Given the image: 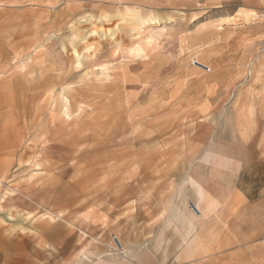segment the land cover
Wrapping results in <instances>:
<instances>
[{
  "label": "rangeland",
  "instance_id": "374dc122",
  "mask_svg": "<svg viewBox=\"0 0 264 264\" xmlns=\"http://www.w3.org/2000/svg\"><path fill=\"white\" fill-rule=\"evenodd\" d=\"M0 65L25 128L0 145V264H116L183 170L264 195V0H0ZM263 232L223 264H264Z\"/></svg>",
  "mask_w": 264,
  "mask_h": 264
},
{
  "label": "crops",
  "instance_id": "0c3cea01",
  "mask_svg": "<svg viewBox=\"0 0 264 264\" xmlns=\"http://www.w3.org/2000/svg\"><path fill=\"white\" fill-rule=\"evenodd\" d=\"M175 176L151 193L150 204L123 220L119 237L113 233L121 244L113 263L223 264L231 255L242 257L243 240L257 246L259 227L264 231L258 218L264 195L257 188L253 194L239 188L232 169L193 168ZM232 202L241 204L236 213Z\"/></svg>",
  "mask_w": 264,
  "mask_h": 264
},
{
  "label": "bare ground",
  "instance_id": "6f19581e",
  "mask_svg": "<svg viewBox=\"0 0 264 264\" xmlns=\"http://www.w3.org/2000/svg\"><path fill=\"white\" fill-rule=\"evenodd\" d=\"M153 30H155V29H153ZM136 31L137 30H135L134 33H132V36L140 37L139 32H136ZM129 32H133V29L129 30ZM148 39L150 40L151 38L148 36ZM136 46H138L139 50H141V46L139 44H137ZM151 46H152V44H151ZM8 66H10V65H8ZM9 73L10 74H8V76H6L4 78H1V81H0V145H1L2 148L7 149L8 151L9 150H12V148L14 147V145H15L14 141L15 142L17 141L16 135L17 134H21V133H23L25 131V128L23 126H20L15 121V119H14V117L12 115L13 112H14V109H15L14 108L15 98H17L20 94H19V92H17V91L14 90V84H12L13 81L15 82V85L17 84V77L14 76L12 72H9ZM1 103H2V105H1ZM2 108H5V109H2ZM18 141H17V143H18ZM20 158H21V155H20ZM2 162L4 163V160L3 159H0V165L2 164ZM0 182H1V180H0ZM2 182H3V180H2ZM7 216H8V214H7ZM7 233H9V231ZM1 234H3V230H0V235ZM6 247H7V245L2 246V248L4 249L5 252L9 250Z\"/></svg>",
  "mask_w": 264,
  "mask_h": 264
},
{
  "label": "built area",
  "instance_id": "2783aa9c",
  "mask_svg": "<svg viewBox=\"0 0 264 264\" xmlns=\"http://www.w3.org/2000/svg\"><path fill=\"white\" fill-rule=\"evenodd\" d=\"M191 63L194 66L202 68V69H205V70H209L210 69L208 66H206L205 64H203L202 62H200L199 60H196V59H193L191 61ZM189 208L192 209L197 215H200V212H199L198 208L193 203L189 204ZM112 239L115 242L116 246L118 248H121V244H120L119 239L117 238V236L113 235Z\"/></svg>",
  "mask_w": 264,
  "mask_h": 264
}]
</instances>
